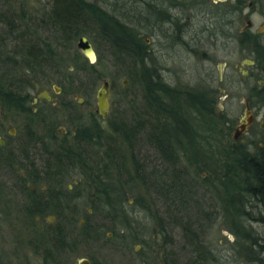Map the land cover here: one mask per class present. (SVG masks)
Instances as JSON below:
<instances>
[{
	"label": "trees",
	"instance_id": "16d2710c",
	"mask_svg": "<svg viewBox=\"0 0 264 264\" xmlns=\"http://www.w3.org/2000/svg\"><path fill=\"white\" fill-rule=\"evenodd\" d=\"M125 6L127 7L126 0H47L41 11L37 10L30 15L24 9L14 11L15 13L11 15H0V21L7 26L6 35L0 36V40L5 41L6 37L15 40L17 42L15 55L21 57V63L11 58L5 60L6 64L11 63V67H14V73L0 72V105L5 111H30L27 107V102L30 100L28 87H33L35 84L22 78V70H32L36 74L47 75L45 69L48 66H55V57L58 56L59 50L74 47L75 40L83 35L92 38L96 45L98 44V48L110 51L117 63L124 64L128 61L130 67L127 69V75L130 80L142 79L143 106L135 107L131 100H126L131 103L129 108H123L120 111L117 108L107 129L98 122L99 114L91 113L94 125L90 127L81 125L76 130L74 140L78 148L65 146L64 154L54 163L55 166L59 165L58 175L60 173L63 175V179L60 180L65 185L66 199L75 200L84 196L81 188L71 191L66 184L71 171L78 167L82 169L81 174L84 173L88 187L93 190L89 193L93 211L90 213L89 208H85L83 214L85 222L81 224L78 216L73 220L69 219L67 214L70 211L65 206L66 212L69 211L65 215V234L64 237L53 238V244L67 248L78 244L93 245L95 241H100L108 227L103 222L99 224L93 221L96 215H100V218L109 216L114 226L123 225L124 221L130 222L131 216L136 218V213L142 209L152 210L153 217H157L159 214L152 209V205H157L154 200L148 202L139 194L135 198L134 205L130 198L126 197L124 189L136 187L133 184L139 181L149 190L152 189L157 199L165 205V210L172 218V222L181 226L184 237L188 239L187 244L192 246L196 256V260L191 264H207L210 259L222 264L215 257L214 251L205 244L204 236L212 226L211 223L207 224L208 228H206L203 222L198 221L211 214L218 217L219 211L216 213L204 211L200 203L206 200L208 192L217 193L222 198L221 186L224 195L221 212H224L230 220V230L237 238L235 248H239V252L243 248L242 250L249 255L251 264H264V243L257 238L256 230L251 225L255 220V214H252L254 211L260 212L259 219L264 221V166L258 163L256 158L222 157L218 167L213 170L215 178L211 175L202 176L204 180L201 183L202 187L196 183L192 170H198L207 164H201L202 160H198L199 157L195 153L185 156L181 151L186 153L190 148V142L193 148L196 147L197 141L198 145L201 144V134H204L203 127L207 126V122L202 118L200 109L186 103L184 93L168 85L154 61L150 64L154 58L152 48L141 33L144 31L169 39L167 29L154 28L156 13L152 10V5L148 12L151 19L144 20L142 32L141 29L130 28L124 24V18L127 19ZM160 16L163 23L161 25L167 26L169 22L167 11L161 9ZM129 21L134 20L129 19ZM45 33H51L53 38L50 39V35L46 36ZM75 59L80 72L94 74L96 80L101 78L97 69L100 66L99 63L95 65L81 55ZM21 65L24 68L22 70H20ZM80 84L82 87V82ZM95 85L94 80L92 85L90 83L88 86L90 89L87 90L83 87L77 90L65 89L68 94L83 93L88 97L93 93ZM189 95L194 99L199 96L191 92ZM63 106L67 110L77 108L73 100ZM0 130H2L1 127ZM114 134H117L125 143V149L116 142ZM143 134L163 161L165 166L162 171L154 168L149 171L146 162L140 160L134 147ZM105 140L110 141L107 146ZM202 143L204 145V141ZM0 158L2 163L5 160L4 154ZM206 158L209 159V156ZM234 179H238L237 181L243 185L238 187ZM216 184L219 186L216 187ZM73 207L72 211H75L74 209L81 211L78 204ZM191 207L197 208L194 214H191ZM131 213L134 215L130 216ZM189 214L190 216L185 217ZM164 220L159 215V233L164 235L165 245L162 247L165 249L162 247L160 249L158 245V248L154 246L152 249L149 239H145L143 229L139 233L131 231L132 239L140 241L145 246L143 247L145 249L138 253L139 257L146 252L156 254L160 249L164 261L177 264L175 263L177 253L167 246V243H173V239L165 234L167 227ZM117 228L116 226L111 229L113 236L108 237V241L125 247L124 240L128 235L121 233ZM141 236L143 237L140 238ZM128 247H130L129 244ZM92 259L98 262L95 256H92Z\"/></svg>",
	"mask_w": 264,
	"mask_h": 264
},
{
	"label": "flooded vegetation",
	"instance_id": "af4514ba",
	"mask_svg": "<svg viewBox=\"0 0 264 264\" xmlns=\"http://www.w3.org/2000/svg\"><path fill=\"white\" fill-rule=\"evenodd\" d=\"M132 1L126 0V26L141 29L144 20L151 19L148 12L152 5L154 28L167 29L172 46L183 45L190 54L200 51L202 55L200 87L192 88L194 91L181 83L177 87L175 80L170 85L184 93L186 103L200 109L207 122L201 134L204 145L197 141L193 148L190 142L183 155L249 157L264 166V0ZM161 9L169 15L167 26L161 25ZM158 45L160 52L164 45ZM36 89L39 92L35 96L30 93L27 102L30 111L13 110L10 119L17 122L0 130L4 140L0 156L5 158L2 163L0 158V175L6 173L8 178L3 181L0 177V239L3 245L5 238L9 239L8 247H0V264H76L74 256L79 254L80 244L65 248L52 242L64 237L67 212L69 219L81 217L80 209L72 211L77 201L66 199L60 180L63 175H58L60 168L54 163L64 154L65 146L78 148L76 130L81 125L93 126V119L81 124L79 118L74 131L58 125L49 115L63 106L62 102L46 88ZM192 91L199 94L196 99L189 95ZM67 188L74 189L68 184ZM79 221L83 224L85 218ZM150 254L139 257L138 264H172L152 262ZM7 256L8 261L3 262ZM90 256L77 264H107L92 261L95 255Z\"/></svg>",
	"mask_w": 264,
	"mask_h": 264
},
{
	"label": "rangeland",
	"instance_id": "374dc122",
	"mask_svg": "<svg viewBox=\"0 0 264 264\" xmlns=\"http://www.w3.org/2000/svg\"><path fill=\"white\" fill-rule=\"evenodd\" d=\"M47 3V0H0V15L6 14L11 15L12 13H15L20 10H25L29 13H35V11L39 10L41 11V8L45 6ZM15 11V12H14ZM38 11V12H39ZM6 28L7 26L4 25L0 21V36L6 35ZM142 32V29H141ZM51 33H45L46 36L50 35ZM143 38L148 39V43L151 46V51L153 55V60L150 62L154 63L158 66L159 71L162 75V78L164 76V80L168 83V85H173L174 80L176 85L185 86L188 90L191 89L194 91V89L200 87L202 85V76H203V61H202V55L201 52L198 51L196 55L190 54L183 45H178L176 47L172 46L169 39H164L162 37H159L157 35H152L149 33H146L143 31L141 33ZM87 36V35H86ZM90 41L93 43L96 55L93 57V59L90 61L91 63H94L95 65L99 63L100 66H98L97 69H99L98 73L100 75V79L96 80L94 74L86 73V72H80L78 67L75 64V57L78 55L84 56L82 51L77 45L78 39L74 42V47H68L66 49L59 50L58 56L55 57V66H48L45 71L47 75H44L42 73L36 74L32 70H22L24 69L22 65L20 66V70H22V78H26L28 81H32L33 87H28V92L32 94V96H35L39 91L36 89L37 86H40L41 88H46L49 90L50 94L54 97L56 101L62 102L61 104H66L67 102L73 100L75 101V104L77 105L76 109H66L65 106H57L55 108V111L49 115L50 118L55 119V122L57 121L58 125H64V127L68 128L70 131L76 130V126L79 123L78 119H81V124H90L89 121L91 117V113H95L97 109V91L100 88L103 80L108 79L111 81V95H110V113L109 116L105 119L101 115H97L98 122L101 124V126L104 129L109 128V121L111 118H113V115L115 114L117 108L120 111V109L123 108H129L131 103H128L126 100H131L135 107H141L144 105V89L142 84V79L133 81L130 80L127 75V69L130 67L128 64L129 62L126 61L124 64L117 63L116 60H114L113 55L110 51H106L105 49L98 48V44L92 40L89 36H87ZM53 37L50 35V39ZM162 42L164 45V48L162 51H158V43ZM17 42L10 37L7 38L5 41L0 40V72L9 74L11 71L14 73V67H11V63L6 64L5 60L14 59L19 61L21 63V57L18 55H15V49H16ZM85 57V56H84ZM87 58V57H86ZM38 72V71H37ZM39 73V72H38ZM174 75H177L175 77ZM171 77L173 79L171 80ZM175 77V78H174ZM96 81L95 89L93 93L89 94V96H84L83 93H78L77 98L74 97V93L68 94L65 88L67 90L70 88V90H77L79 87H81L80 82H82V87L85 88V90L90 89L88 87L92 81ZM127 80V84H124L123 81ZM37 85V86H36ZM58 86L61 88L60 93H57L55 91L54 86ZM81 87V88H82ZM82 88V89H83ZM194 88V89H192ZM192 93H196L193 92ZM196 91V90H195ZM76 94V93H75ZM125 96V97H124ZM78 98H82V102L79 101ZM77 100V101H76ZM119 104H121L119 106ZM133 106V105H131ZM112 115V117H111ZM12 118V114L9 111H5L1 105H0V127L2 130H5L7 127H10L9 124H13L17 121ZM85 119V120H84ZM89 119V120H88ZM11 120V121H10ZM10 121V123H9ZM4 122V123H3ZM14 125V124H13ZM116 138V142L122 148H126L125 143L117 136V134H114ZM70 137V136H69ZM145 134L141 135L139 144L135 143L136 152L139 154V158L141 161H145L148 165V170L152 171L153 168L158 171H162L164 169V163L161 160V158L156 153L155 149L152 145H150L146 139L144 138ZM105 145L107 146L110 141L105 140ZM210 143L214 145L211 141ZM210 149V148H209ZM95 150V149H93ZM182 153V151H181ZM92 154V151L90 150V155ZM183 154V153H182ZM127 155L129 156V152H127ZM209 156V159L206 158ZM91 158V156H90ZM222 157H218L216 155H206L199 157L198 160H202L201 164H207V166L203 165L200 169L192 170V174L194 175L196 179V183L202 187L201 183L204 182L203 177L206 176H214L213 170L216 169L219 165V161ZM185 159V158H184ZM129 160H127L128 162ZM129 164V163H128ZM184 164H186L184 160ZM131 165V163L129 164ZM82 169L76 168L74 171L70 172V177L65 178L67 179V184L72 185L74 188L73 190H76L78 188H81L84 192V196H81L76 199L78 206H80V216L79 218L84 219V211L85 208H92V205L89 201V193L93 192L91 187H88L89 185L86 183L87 178L84 175V173L81 174ZM203 176V177H202ZM221 176V175H220ZM1 179L3 181H8L7 174H1ZM215 178V176H214ZM219 178V177H218ZM238 179H234V183L241 187L243 185ZM136 187L131 188H125L124 192L126 191V197L130 198V201L135 205V198L141 194L145 199H147L148 202H151L154 200V203L157 205H152L153 212H157L159 215L165 219L166 221V227L167 230L165 234L168 236H171L173 239V243H167V246L174 250V252L177 253L175 255L177 258L175 260V263L177 264H191L192 262L196 260L195 253L193 252L192 246H189L187 244L188 239L184 237V232L181 228V226L174 224L172 222V218H170L165 210V205L160 199H157V195L149 190V188H146L141 182L136 181V184H133ZM217 185V184H216ZM217 185L216 187H218ZM215 188V186H214ZM220 194L223 198V192L220 186ZM222 198L217 195V193H211L208 192L206 194V200H202L203 202L200 203L202 206V210L204 211H219L218 217L214 214H211L204 219H199V222H203L204 226L206 227L207 224L211 223L210 229L207 231L206 235L204 236L205 244L209 246L215 253V257H217L222 264H251L249 261V255L244 252V250L239 248H235V244L237 241L236 236L232 233L231 226H230V220H228V216H225V213L221 212L223 210V207L221 204ZM156 199V200H155ZM141 209V207H138ZM196 207H191V214L195 213ZM129 210V209H128ZM83 211V212H82ZM93 211V210H92ZM129 212H131L129 210ZM251 212V210H250ZM189 213V211H188ZM210 213V212H209ZM137 217L131 216L134 215L133 213L130 214L131 219H129L130 222L127 223V221H124L123 225L118 224L116 225L118 230L121 231V233L126 234V239L124 240V246L122 247L120 244H117L115 242H109L108 237L113 236L112 228L116 226L113 225V222L111 218L108 216V218L102 217L100 215H96V217L93 218V221L102 224L105 223L106 229L105 233L103 234V238L100 241H95L93 245H91V249L88 245H79V254L75 255L74 261L75 263H79V260L82 258H88L90 259V255L94 254L97 258V261L107 264H138L139 263V254L141 251H143V246L140 241L133 240L131 231L133 232H145V239H149V245H152L151 248L153 249L154 246L162 247L164 244V235L159 233L160 231V225H159V215L157 217H153L152 210L149 209H142L140 212H137ZM252 214L255 217V220L251 223L252 227L256 230V236L257 238L262 241L261 243H264V221L260 220L259 217L261 215L260 212L254 211ZM189 215H185V217H188ZM196 218V217H195ZM193 219V218H192ZM197 221V220H196ZM66 222V221H65ZM85 222V221H84ZM141 223V224H139ZM197 223V222H195ZM197 226V225H195ZM208 228V227H206ZM207 230V229H205ZM141 235V234H140ZM152 235V236H150ZM107 236V237H106ZM141 236L140 238H142ZM3 238V237H2ZM153 238H155L153 240ZM152 239V241L150 240ZM0 247H8L9 243L7 244L8 238H5L6 243L3 245L2 240ZM127 243V245H125ZM128 244L130 247H128ZM239 247V246H238ZM158 248V247H157ZM165 249L164 247H162ZM161 249V248H160ZM158 249L157 251H162ZM150 251H152L150 249ZM144 254V253H143ZM159 256V257H158ZM150 257L154 258L150 261L152 262H160L164 261L163 253L158 254H150ZM8 256L3 258L4 261H8ZM173 258V256H172ZM150 259V258H149ZM92 261H95V259H92ZM207 264H218L216 260H208ZM257 264V263H256Z\"/></svg>",
	"mask_w": 264,
	"mask_h": 264
},
{
	"label": "water",
	"instance_id": "95a60500",
	"mask_svg": "<svg viewBox=\"0 0 264 264\" xmlns=\"http://www.w3.org/2000/svg\"><path fill=\"white\" fill-rule=\"evenodd\" d=\"M78 47L82 51L83 55L87 57L90 61L95 57L96 52L93 46V43L90 39L83 35L78 39L77 42ZM127 80H124L123 83L127 84ZM55 91L59 93L61 88L58 86H54ZM110 95H111V81L108 79L103 80L100 88L97 91V113L101 115L103 118H107L110 113ZM76 98L78 96H75ZM79 101H82V98H78ZM0 143L4 144V140L0 137Z\"/></svg>",
	"mask_w": 264,
	"mask_h": 264
}]
</instances>
